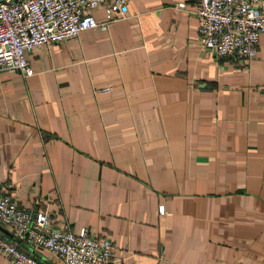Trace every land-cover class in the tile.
<instances>
[{
    "label": "crops",
    "instance_id": "0c3cea01",
    "mask_svg": "<svg viewBox=\"0 0 264 264\" xmlns=\"http://www.w3.org/2000/svg\"><path fill=\"white\" fill-rule=\"evenodd\" d=\"M126 3L25 52L32 75L0 73V190L109 238L111 264H264V35L255 59H217L196 0Z\"/></svg>",
    "mask_w": 264,
    "mask_h": 264
},
{
    "label": "built area",
    "instance_id": "2783aa9c",
    "mask_svg": "<svg viewBox=\"0 0 264 264\" xmlns=\"http://www.w3.org/2000/svg\"><path fill=\"white\" fill-rule=\"evenodd\" d=\"M103 8L104 21L91 16ZM126 0H7L0 3V73L33 74L25 52L77 38L86 30L107 26L125 17ZM198 46L217 59L238 63L257 56L264 35V0H196ZM107 90H104V92ZM163 214V207L159 208ZM0 227L35 252H47L59 264H111L114 246L83 228L78 234L59 230L43 210L20 207L0 190ZM0 253L12 264H44L14 242L0 237Z\"/></svg>",
    "mask_w": 264,
    "mask_h": 264
},
{
    "label": "water",
    "instance_id": "95a60500",
    "mask_svg": "<svg viewBox=\"0 0 264 264\" xmlns=\"http://www.w3.org/2000/svg\"><path fill=\"white\" fill-rule=\"evenodd\" d=\"M7 0H0V3L5 2ZM8 236H10V238L12 239L13 242H18L19 240L17 238H15V236L10 232V234H8ZM0 237L4 238L5 237V232L4 230L0 229Z\"/></svg>",
    "mask_w": 264,
    "mask_h": 264
}]
</instances>
